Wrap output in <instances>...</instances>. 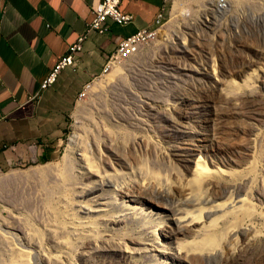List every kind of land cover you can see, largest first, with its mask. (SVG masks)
Here are the masks:
<instances>
[{
	"label": "rangeland",
	"instance_id": "374dc122",
	"mask_svg": "<svg viewBox=\"0 0 264 264\" xmlns=\"http://www.w3.org/2000/svg\"><path fill=\"white\" fill-rule=\"evenodd\" d=\"M219 1H170L156 37L78 94L57 157L0 165V264H264V0ZM199 156L225 172L199 204L247 205L194 252L213 231L185 217Z\"/></svg>",
	"mask_w": 264,
	"mask_h": 264
},
{
	"label": "crops",
	"instance_id": "0c3cea01",
	"mask_svg": "<svg viewBox=\"0 0 264 264\" xmlns=\"http://www.w3.org/2000/svg\"><path fill=\"white\" fill-rule=\"evenodd\" d=\"M90 3L0 0V165L57 157L83 86L102 72L121 38L154 27L165 4L122 0L121 11L133 20L125 25L111 22L105 33L90 31L77 67L63 68L53 84L42 88L57 61L86 32L93 17Z\"/></svg>",
	"mask_w": 264,
	"mask_h": 264
},
{
	"label": "built area",
	"instance_id": "2783aa9c",
	"mask_svg": "<svg viewBox=\"0 0 264 264\" xmlns=\"http://www.w3.org/2000/svg\"><path fill=\"white\" fill-rule=\"evenodd\" d=\"M172 0H164V6L157 14L154 27L140 28L123 38H121L117 44L116 50L111 53L106 61L101 74L112 69L116 63L121 59L130 57L138 53L141 47L154 39L157 35L158 26L163 24L167 8ZM122 0H91L90 7L93 17L87 24L86 32L80 34L77 39L69 46L68 53L60 58L50 73L47 75L42 83V88H46L53 84L60 73V71L67 67H75L79 62V55L82 52L84 41L90 31H96L98 33H105L109 29L111 22L125 25L133 20V16L128 13H124L120 9V3ZM220 8L226 6L223 0L217 3ZM168 5V6H167ZM167 7V8H166ZM89 83L85 84L79 92V98L85 95L89 88Z\"/></svg>",
	"mask_w": 264,
	"mask_h": 264
},
{
	"label": "bare ground",
	"instance_id": "6f19581e",
	"mask_svg": "<svg viewBox=\"0 0 264 264\" xmlns=\"http://www.w3.org/2000/svg\"><path fill=\"white\" fill-rule=\"evenodd\" d=\"M221 1V0H220ZM219 1V2H220ZM224 1V0H223ZM225 3V2H224ZM78 143V136L73 135L69 140L68 145L74 149ZM225 172L218 168L209 167L208 164L199 156L196 160L195 168L193 171V176L191 177V192L193 194L192 198H187L188 202L194 205V208L190 213H186V216H190L193 222H197L198 229L201 227H208L213 229L209 231L203 237L188 241V248L191 251H206L210 247L215 248L218 246V233L221 232V228H224L226 214L232 211H244L246 198L245 197H233L230 195L228 199L221 201H216L211 205L204 206L199 203H206L207 199L202 197V194L208 189L206 187L207 179H203L204 176L209 177H223ZM207 180V181H206ZM248 203V202H247ZM248 209V208H247ZM180 209L178 207L173 208V213L171 221L175 224H181L184 220L179 216ZM207 211V212H206ZM203 215L207 219L203 221ZM212 215H215L211 218ZM210 218V219H209ZM209 219V220H208ZM219 228V231L216 229ZM223 230V229H222ZM224 235V234H223ZM221 237V235H219ZM223 237V236H222ZM223 241V239H221ZM26 251V250H23Z\"/></svg>",
	"mask_w": 264,
	"mask_h": 264
}]
</instances>
